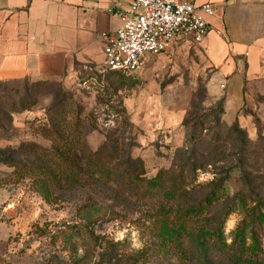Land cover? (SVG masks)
Masks as SVG:
<instances>
[{
    "label": "rangeland",
    "instance_id": "374dc122",
    "mask_svg": "<svg viewBox=\"0 0 264 264\" xmlns=\"http://www.w3.org/2000/svg\"><path fill=\"white\" fill-rule=\"evenodd\" d=\"M95 68L45 83L0 82V264H197L191 247L164 244L157 230L211 183L226 180L235 204L223 227L229 244L254 205L233 199L241 177L260 203L264 251V72L248 78L233 117L198 46L148 57L133 78L101 77ZM77 113L84 155L106 146L111 163L140 162L148 179L196 162L201 168L189 172L190 193L182 200L162 194L136 200L88 174L53 189L40 184L30 168L40 163L38 150L54 147L43 131L53 122L72 131ZM63 117L71 119L68 125L60 123ZM74 147L62 151L73 157Z\"/></svg>",
    "mask_w": 264,
    "mask_h": 264
},
{
    "label": "crops",
    "instance_id": "0c3cea01",
    "mask_svg": "<svg viewBox=\"0 0 264 264\" xmlns=\"http://www.w3.org/2000/svg\"><path fill=\"white\" fill-rule=\"evenodd\" d=\"M131 0H0V82H48L103 60V35L120 28ZM215 14L200 47L235 117L249 77L264 72V0H195ZM177 42L166 51L179 45ZM165 51V52H166ZM96 69V68H95Z\"/></svg>",
    "mask_w": 264,
    "mask_h": 264
},
{
    "label": "trees",
    "instance_id": "16d2710c",
    "mask_svg": "<svg viewBox=\"0 0 264 264\" xmlns=\"http://www.w3.org/2000/svg\"><path fill=\"white\" fill-rule=\"evenodd\" d=\"M106 77L121 76L113 74ZM70 120L63 117L60 123L67 122L66 125H68ZM79 121L77 113L74 120L75 128L72 131L65 130L67 134L73 132L69 135H65L64 130H61L54 122L51 123L52 125L47 131H43L45 138L53 143V150L49 152L38 150V154L37 150H34L40 163L35 168H30V170H34V176L37 177L35 179L43 186L53 189L55 182L63 184L74 182L76 184L75 181L82 180L83 182L88 174L87 177L94 178L95 184L114 183L122 193H126L131 198L134 195L136 200L146 201L159 196V194L168 200H182L185 193H190V191H185L189 172L193 174L201 168V165H197L196 162L187 163L185 167H181L174 174L171 173L167 176L165 173L166 178L163 172H159L153 178L148 179L141 171L140 162H136L135 165L132 163L116 165L111 163L107 149H105L106 146L99 148L93 154L84 155L83 152L87 153L86 146L83 149L81 144H77L80 143L78 138L81 139L82 134L78 132L76 135L75 132L76 127L81 131ZM72 145L75 146L76 153L73 157H69L62 150H66ZM190 151L194 152L192 149ZM2 161L6 163L4 159ZM13 167H17V165ZM241 178V190L233 199L244 208L248 203H254V205L249 209L248 218L250 221L237 228L229 244L224 239L223 227L227 216L231 213L230 208L235 204L232 201L229 202L228 193L230 191L226 180L211 183V187L207 189L202 198L184 205L181 213H177L168 222L165 221L157 230L159 240L176 249L185 246L191 247L192 258L197 264H264V251H262L259 242V232H262L259 228L262 227L263 216L259 210L260 203L258 198L253 197V191L246 184V179ZM186 222H190V225H187ZM248 239L250 243L247 245Z\"/></svg>",
    "mask_w": 264,
    "mask_h": 264
},
{
    "label": "built area",
    "instance_id": "2783aa9c",
    "mask_svg": "<svg viewBox=\"0 0 264 264\" xmlns=\"http://www.w3.org/2000/svg\"><path fill=\"white\" fill-rule=\"evenodd\" d=\"M214 14L212 4L198 5L195 0H131L118 14L120 28L103 35V60L96 73L136 77L148 57L164 53L174 43H203Z\"/></svg>",
    "mask_w": 264,
    "mask_h": 264
}]
</instances>
